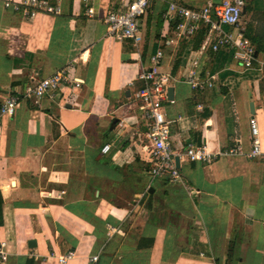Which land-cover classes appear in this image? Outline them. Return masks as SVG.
Wrapping results in <instances>:
<instances>
[{"label": "crops", "instance_id": "obj_1", "mask_svg": "<svg viewBox=\"0 0 264 264\" xmlns=\"http://www.w3.org/2000/svg\"><path fill=\"white\" fill-rule=\"evenodd\" d=\"M49 1L56 13L24 18L0 0V104L19 96L14 115L0 118V242L8 251L0 264H57L69 251L66 264H264V0L242 8L257 59L250 68L232 50L211 51L204 25L179 38L161 13L169 1L200 8L222 0H153L138 46L106 33V15L131 0ZM157 49L161 71L173 77L164 103L172 149L190 141L217 154L178 159L177 180L150 177L132 96ZM194 60L202 78L214 76L212 87L187 84ZM62 68L70 82L52 97H22L31 78Z\"/></svg>", "mask_w": 264, "mask_h": 264}, {"label": "built area", "instance_id": "obj_2", "mask_svg": "<svg viewBox=\"0 0 264 264\" xmlns=\"http://www.w3.org/2000/svg\"><path fill=\"white\" fill-rule=\"evenodd\" d=\"M153 0H131L124 9L109 12L105 17L107 25V36L120 41H128L132 46H138L141 42V31L139 21L144 15L147 7ZM5 8H11L21 14L24 18L36 16L38 13L54 14L57 6L49 0H2ZM244 0H222L216 3H206L200 8H190L177 4L176 2H166V7L161 12L169 21L176 23L177 37L192 36L201 25L207 27L208 48L217 52L221 49L232 50L234 59L244 68H250L253 62H257L255 49L248 38L244 35V29L240 25V18ZM89 15L93 13L92 8H88ZM228 27L229 30L225 29ZM164 60V53L157 49L149 56L148 65L142 68L137 74V80L141 86L133 91L135 100L142 119L146 126L144 132L145 144L140 146L142 152L148 155L150 162L149 175L152 179L168 178L179 179V168L175 159L185 158L189 161H209L217 154L209 151L206 145H197L187 142L180 151L172 149L169 136L172 121L165 117L164 103L168 101V88L171 87L173 77L161 71ZM264 66V61L260 62ZM214 76L201 77V69L198 60H194L188 72L186 82L192 89H204L213 86ZM70 82L64 68L55 70L50 75L41 78H31L22 90L23 98L33 97L35 100L45 96L52 97L61 87L63 82ZM73 86L78 88L80 80L73 82ZM19 96L17 93L10 94L0 104V118L2 116L11 117L14 115ZM201 106L198 105L197 108ZM249 131L253 142L251 154H260L258 125L254 117L249 119ZM109 144L101 148L102 153H107ZM73 252L57 257V264H66L73 257ZM8 258L6 244L0 242V263H4ZM97 260V256H92L91 261Z\"/></svg>", "mask_w": 264, "mask_h": 264}, {"label": "water", "instance_id": "obj_3", "mask_svg": "<svg viewBox=\"0 0 264 264\" xmlns=\"http://www.w3.org/2000/svg\"><path fill=\"white\" fill-rule=\"evenodd\" d=\"M168 99L169 100H172L173 99V88L172 87H169L168 88ZM250 110H251V113L254 112V109H253V105H250ZM117 124V120H113V124H112V127L115 126ZM175 162H176V165L178 166V158L175 159ZM35 242L34 241H29L28 244H34Z\"/></svg>", "mask_w": 264, "mask_h": 264}, {"label": "rangeland", "instance_id": "obj_4", "mask_svg": "<svg viewBox=\"0 0 264 264\" xmlns=\"http://www.w3.org/2000/svg\"><path fill=\"white\" fill-rule=\"evenodd\" d=\"M226 29L228 28V27H225ZM172 84H173V81H172Z\"/></svg>", "mask_w": 264, "mask_h": 264}]
</instances>
